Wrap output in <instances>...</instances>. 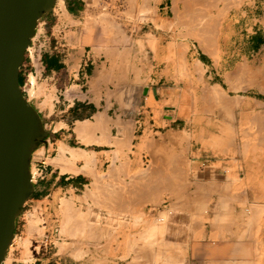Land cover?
<instances>
[{"label":"rangeland","instance_id":"374dc122","mask_svg":"<svg viewBox=\"0 0 264 264\" xmlns=\"http://www.w3.org/2000/svg\"><path fill=\"white\" fill-rule=\"evenodd\" d=\"M131 1L85 0V12L79 14L84 19L76 25L86 33L87 51L94 52L100 58L109 80L108 95L116 97L120 104V110L112 112V117H145L146 129L143 127L138 131L133 125L129 131L119 132L118 136L111 128L107 131L110 136L121 139V145L118 146L121 156L112 160V166L108 164L109 167L94 175L92 185L76 202L70 201L69 209L65 201H62L61 208L54 204L46 205L48 210L43 209L45 206L25 205L16 222L14 240L4 264H30L36 253L44 255L46 264H264V108L261 109V106L264 107V0H168L170 11L167 13L158 11L161 0ZM59 3L60 0L54 11L63 19L65 16L58 12ZM185 5L193 7L194 11L199 9L197 11L201 15L205 14L207 23L212 24L217 32L213 30L209 34H218L213 40L215 36L210 38L208 33L203 32L204 38H208L207 43H211L203 46L205 50L192 35V29L183 26V23L186 25L190 20V8L185 10ZM90 19L93 24L88 21ZM104 21H108V24ZM84 22H90V27L87 28L89 24ZM107 28H110V33H107ZM43 32L48 35L46 26L41 28L40 33ZM244 70L248 73L244 74ZM248 74H253L254 81ZM32 78H29L30 84ZM152 79L156 82L152 83ZM35 80L37 85L44 87L52 103L43 108L41 104L46 95L31 97L30 84L27 93H24L26 99L42 112L48 109L53 111V91L49 90L44 78ZM218 86L228 90L227 97L225 95L227 104L221 100L223 96L217 90ZM231 88L239 90L231 92ZM206 96L213 100L209 101ZM43 122L49 133L46 143L52 144L53 139H49L51 125L48 119ZM170 134L178 135L182 141L179 147L171 146ZM172 150L177 158L180 156L175 162L171 160L175 156ZM199 150L203 152L204 159L194 163L192 156ZM171 152L173 157H170ZM158 155L165 172H168L167 177L171 178L168 183L173 188L160 191V188L152 190L148 187L150 199L142 201L138 196L140 193L132 191L137 186L134 184L132 188L130 183L137 180L136 176L146 181L145 178L151 175L150 169L156 165L155 157L158 158ZM176 162L182 165L178 166ZM210 165L211 169L208 167ZM176 166L182 170L179 171ZM201 170L220 171L212 178L214 187L202 194L196 192L194 187L195 182L201 178ZM33 174H36V162L33 163ZM132 177L135 178L133 181L130 180ZM143 178L139 179L141 183L136 181L140 183L139 186L144 182ZM32 182L35 185L38 180L32 178ZM229 184L232 186L229 187ZM115 192H122L124 200L120 202L112 197ZM212 194L220 196L219 204L211 200ZM255 204L260 214L250 211ZM67 210H75L73 217ZM94 214H99L101 220ZM248 216L253 218L248 219ZM57 221L62 240L56 241V245L48 243L44 252L42 243L38 242L35 251V238L52 234V225ZM90 222L94 224L88 228ZM157 223L160 227L165 224L169 228L160 229ZM156 225L157 230H150L156 228ZM229 226V237L224 238ZM96 227H99L98 230ZM217 233L224 234L223 241L230 245L231 251L223 253L219 262H210L217 257L211 252L212 245L219 242ZM79 235L80 239L77 240ZM239 240L245 246L242 247V254L237 256L238 259L232 256ZM143 250H146L144 254ZM242 251L250 256L246 257Z\"/></svg>","mask_w":264,"mask_h":264},{"label":"crops","instance_id":"0c3cea01","mask_svg":"<svg viewBox=\"0 0 264 264\" xmlns=\"http://www.w3.org/2000/svg\"><path fill=\"white\" fill-rule=\"evenodd\" d=\"M61 1L64 2L67 16L62 19L53 10L50 14L46 15L42 19V22L45 23V26L47 27L48 36L52 40L51 50H48L43 55V66L45 67L43 78L44 82H46L48 85L49 90L53 91L54 108L53 111L48 109L42 112L35 107L39 111L43 120L48 119V122L52 128L49 139H53V143L48 144L45 140V143L41 144L40 148H38V150L33 154V163L36 162V166L41 168L43 176L34 185V194L26 203V205L34 204L37 206L39 205L40 207L45 206V208H43L44 210H48L46 205L50 206L51 204H54L58 207L63 205L62 200L67 201L68 204H70V201L76 202L77 198L80 197L81 194H83L93 183V174H95V172L97 173L99 170L109 167L108 164L112 163V159L121 156V154H119L120 149L118 147L119 143L121 145V139H119L120 142L115 146V143L112 139L114 136L112 135L110 137L109 132H106L105 134L99 133L100 129L101 131H103V129H107L108 131L109 129L107 127L109 126L112 132H117L116 136H118L120 129L123 128L121 132L126 131L125 127L127 126V130L133 127V125L138 131H140L143 127L146 129L145 117H137L135 115L132 118L112 117V112L115 113L116 111L120 110V104L118 103L116 97H110L108 95L109 87L107 85L108 79L105 69L101 65L100 58L94 52L87 51V46L85 44L86 33L84 29L79 28V26L74 24L77 22L81 23L84 19V17H79V14L85 12V0H60V2ZM60 4L61 3L57 4L58 9ZM158 11L160 13H167L170 11L168 0H161V2L158 4ZM106 31L107 33H110V28H107ZM24 68L25 69H22L20 74L21 87L27 84L29 79L30 64L27 59ZM33 79L35 80V77H33ZM155 82L156 81L152 79V83ZM34 86L35 88L39 86L43 87L42 85H37V83L36 85H32L33 88ZM41 106H44L43 108L49 107V104L46 103V98ZM97 118L100 120V122L109 121L110 123L107 122L106 124H108V126H104L105 128L103 129H98L95 126H92L91 129L95 128V131L93 129H89V133L93 131L97 132H93L92 134H83V138L85 139L80 138L79 134L77 133L79 124H84L86 122H91L94 124L97 123L95 122L98 120ZM117 121L120 122L122 126H124L117 127L116 125H119L115 124ZM104 122L103 124H105ZM97 139L104 143L108 141L110 144L108 142V144L105 143L106 145L104 143L101 144L99 141H97ZM91 141L93 143H91ZM117 141L118 140L115 142ZM64 146L67 147V149L69 148L70 151L73 150L77 151V153H88L89 157H91V153L92 155L94 153V165H87L85 159L81 157L75 160L72 159L71 152L66 153L67 159L66 162L64 160L66 163H64V165L59 160L60 152L58 151L59 148L61 149V147ZM115 155L117 157H115ZM192 158L194 163L201 162V160L204 159L203 152L200 150L194 152ZM54 159L57 160L53 161ZM49 160L51 161L49 162ZM68 160L71 162V164L70 162L67 163ZM52 161L55 163L52 164ZM56 161H60L62 166H60V163L59 165H56ZM208 167L210 169L212 168L211 165ZM64 169H67L66 172ZM77 170L80 171L78 172ZM83 171H85L86 174ZM218 171L201 170V178L195 182L194 186L196 192L199 193L200 191L202 194L205 192V190L213 187L214 180L212 178L214 174L218 173ZM90 174H92V176ZM211 200L216 201L215 203H218L220 197L212 194ZM212 204H214V202H212ZM61 207L62 206L59 208ZM49 222L51 223V221ZM57 223L58 221L56 224L52 225V234L45 236L48 240V243H54V245H56V241L62 240ZM228 230L229 228H226L227 233L225 236L221 233L218 234L220 238L217 240H219V242L213 244V250H211V252L215 253L217 257L216 260L213 259L210 262H219V259L221 260L223 258L221 256L223 253H228L231 251L230 245L224 243L223 241L224 238L229 237ZM222 236H224V238ZM45 237L35 238L37 242L35 241L34 245H36L38 242L42 243ZM44 249L46 248H42L43 252ZM202 251L203 250H201V252ZM13 264H19V262H14ZM30 264H46L44 255L41 256L36 253L34 260L31 261Z\"/></svg>","mask_w":264,"mask_h":264},{"label":"water","instance_id":"95a60500","mask_svg":"<svg viewBox=\"0 0 264 264\" xmlns=\"http://www.w3.org/2000/svg\"><path fill=\"white\" fill-rule=\"evenodd\" d=\"M57 0H0V264L16 222L34 194L33 154L49 137L39 111L26 99L20 74L39 22Z\"/></svg>","mask_w":264,"mask_h":264},{"label":"bare ground","instance_id":"6f19581e","mask_svg":"<svg viewBox=\"0 0 264 264\" xmlns=\"http://www.w3.org/2000/svg\"><path fill=\"white\" fill-rule=\"evenodd\" d=\"M130 1H131V0H130ZM135 1H136V0H135ZM143 1H144V0H143ZM184 1H185V0H184ZM133 2H134V1H133ZM148 2H149V1H148ZM194 2H195V1H194ZM194 2H193V3H194ZM60 3H61V4L59 5V9H58L59 11H58V12H59L60 15H62L63 17H64V16H67V11H66V8H65V5H64V2L61 1ZM131 3H132V1H131ZM184 3H185V2H184ZM200 3H201V2H200ZM91 4H92V3H91ZM189 4H190V2H189ZM201 4H202V3H201ZM229 4H230V3H229ZM88 5H90V4H88ZM134 5H135V3H134ZM193 5H194V4H193ZM185 6H186V5H185ZM188 6H189V5H188ZM188 6H186L185 10L188 9V8H190V7H188ZM190 6H191V5H190ZM141 7H142V6H141ZM147 7H148V6H147ZM139 9H140V8H139ZM139 9H138V10H139ZM141 9H142V8H141ZM175 9H176V8H175ZM192 9H193V7L190 8V10H189V12H188V14H189V19H190V20L188 19L189 22H188L186 25H184V23H183V26H185V28H186V27H187V28L190 27V28L192 29V32H191L192 35H194V36L196 37V39L198 40V43H199V45L201 46V48H202L203 50H205L203 46L207 43V39H208V38L205 39L206 37H205L204 34H206V33H208V34H209V33L212 34V32H214V31L216 32V30L214 29V26H213L212 24H208V23H207V21H206V18H207V17L204 16L205 14H204V15H203V14L201 15L200 11H197V10H199V9H197L196 11H194V10H192ZM200 9H201V8H200ZM185 10H184V11H185ZM191 10L193 11V13H192ZM203 10H204V9H203ZM154 11H155V10H154ZM175 11H176V10H175ZM185 12H186V11H185ZM198 12H199L200 14H199ZM130 13H131V12H130ZM202 13H204V12H202ZM142 14H144V13H142ZM177 14H178V13H177ZM188 14H187V12H186V15H188ZM128 15H129V14H128ZM139 15H140V14H139ZM175 15H176V14H175ZM184 15H185V14H184ZM216 15H218V14H216ZM220 15H221V14H220ZM137 16H138V15H137ZM179 16H180V15H179ZM207 16H208V15H207ZM174 17H175V16H174ZM182 17H183V16H182ZM210 17H211V16H210ZM139 18H140V17H139ZM151 19H152V18H151ZM139 20H140V19H139ZM188 20H187V21H188ZM86 21H87V20H86ZM88 21L91 22L92 20L90 19V20H88ZM102 21H103V20H102ZM141 21H142V20H141ZM184 21H186V20H184ZM184 21H183V22H184ZM40 22H42V21H40ZM90 22H87V24H89ZM104 22H105V21H104ZM73 23H74V22H73ZM77 23H78V22H77ZM84 23H85V22H84ZM91 23H92V22H91ZM91 23H90V24H91ZM105 23L108 24V21L105 22ZM109 23H110V20H109ZM180 23H181V22H180ZM39 24H40V23H39ZM75 24H76V23H75ZM85 24H86V23H85ZM87 24H86V25H87ZM90 24H89V26L87 25V28L90 27ZM92 24H93V23H92ZM94 24H95V23H94ZM111 24H113V23H111ZM171 25H173V24H171ZM112 26H113V25H112ZM117 26H118V25H117ZM38 27H39V25H38ZM87 28H86V29H87ZM185 28H184V30H185ZM37 29H38V28H37ZM195 30H198V31L200 30V31H199V32H196ZM213 30H214V31H213ZM187 31L189 32L188 29H187ZM194 32H195V33H194ZM203 32H204V34H203ZM216 33H217V32H216ZM216 33H215V34L213 33L214 35H210V34H209V35L211 36L210 38H212L213 36H215V38L213 37V40H215V39H216V36L218 35V34L216 35ZM203 35H204V36H203ZM206 36H207V35H206ZM204 37H205V38H204ZM207 37H208V36H207ZM107 40H108V42L110 41L108 38H107ZM194 40H195V39H194ZM194 40H193V41H194ZM108 42H107V43H108ZM113 42H114V41H113ZM121 42H122V41H121ZM121 42H120V43H121ZM212 42H213V41H212ZM208 43H210V42L208 41ZM208 43H207V44H208ZM114 44H116V43H114ZM210 45H211V43H210ZM207 46H208V45H207ZM197 47H198V46H197ZM212 47H213V46H212ZM198 49H199V48H198ZM93 50H94V49H93ZM97 50H98V49H97ZM106 50H107V49H106ZM113 51H114V50H113ZM116 51H117V50H116ZM180 51H181V49H180ZM105 52H106V51H105ZM107 52H108V51H107ZM119 52H120V51H119ZM210 54H211V53H210ZM215 55H216V54H215ZM215 55H214V56H215ZM108 56H109V55H108ZM118 56H119V54H118ZM184 56H185V55H184ZM214 58H215V57H214ZM113 60H115V58H114ZM214 60H215V59H214ZM196 64H197V63H196ZM199 64H200V66H203V63H202V62H199ZM182 65H183V64H182ZM193 68H195V66H194ZM113 69H114V68H113ZM109 70H111V69H109ZM111 71H112V70H111ZM244 71H245V70H244ZM102 73H103V72H102ZM243 73H244V72H243ZM243 73H242V74H243ZM246 73H248L247 70L245 71L244 74H246ZM182 74H183V73H182ZM232 75L235 76V74H232ZM249 75H250V77H252V80H253V79H254L253 74H248V76H249ZM108 76H109V75H108ZM238 76H239V75H238ZM243 76H244V75H243ZM246 76H247V75H246ZM248 76H247V77H248ZM188 77H189V76H188ZM199 77H200V76H199ZM226 77H227V76H226ZM228 77H229V76H228ZM101 78H103V77H101ZM231 78H232V76H231ZM32 79H33V78H32ZM105 79H106V77H105ZM236 79H238V78L236 77ZM245 79H246V78H245ZM136 80H137V79H136ZM246 80H248V79H246ZM250 80H251V79H250ZM32 81H33L32 83H33L34 85H36L35 80L33 79ZM108 81H109V80H108ZM198 81H199V80H198ZM243 81H244V80H243ZM253 81H254V80H253ZM256 81H257V80H256ZM256 81H255V82H256ZM241 82H242V81H241ZM249 82H250V81H249ZM251 82H252V81H251ZM262 82H263V81H262ZM120 83H121V82H120ZM133 83H134V82H133ZM236 83H237V81H236ZM33 84H32V85H33ZM100 84H101V83H100ZM232 84H233V83H232ZM238 84H239V83H238ZM253 84H254V82L252 83L251 86H253ZM261 84H262V83H261ZM244 85H245V84H244ZM230 86H231V84H230ZM230 86H228V87H230ZM239 86H240V84H239ZM239 86H238V87H239ZM91 87H92V86H91ZM99 87H100V86H99ZM235 87H237V86H235ZM247 87H248V86H247ZM262 87H263V85H262ZM37 88H38V89H37ZM37 88H35V86H34V88H33V87L31 88V90H30V95H31V97H33V96H42V95L45 94V92H44V90H45L44 87L39 86V87H37ZM106 88H107V87H106ZM96 89H98V88H96ZM121 89H122V88H121ZM205 90H206V89H205ZM217 90L220 91V92H221V95L223 96L222 99H221V100L223 101V103H224V104H225V103L227 104L228 99L225 98V95L227 94V91H228V90L225 91V90H224L223 88H221L220 86H218ZM238 90H239L238 88H237V89H236V88H231V89H230L231 92H232V91L235 92V91H238ZM97 91H98V90H97ZM263 91H264V89H263ZM117 92H118V91H117ZM98 93H99V92H98ZM119 93H120V92H119ZM45 95H46V94H45ZM104 95H105V94H104ZM203 96H204V95H203ZM206 97H207V96H206ZM206 97H205V98H206ZM208 97H209V96H208ZM208 97H207V99H208ZM226 97H227V95H226ZM236 97H238V96H236ZM45 98H46V103H47V104L52 103V101L50 102V100H51V97H50V96L46 95ZM209 98H210V97H209ZM240 98H241V97H240ZM215 99H216V98H215ZM215 99H214V100H215ZM233 99H234V97H233ZM235 99H237V98H235ZM108 100H109V99H108ZM208 100H209V99H208ZM210 100H213V99L211 98ZM210 100H209V101H210ZM219 100H220V99H219ZM221 100H220V101H221ZM206 101H207V100H206ZM206 101H205V102H206ZM222 101H221V104H222ZM233 101H234V100H233ZM212 102H214V101H212ZM218 102H219V101H218ZM237 102H238V101H237ZM237 102H236V103H237ZM206 103H207V102H206ZM224 104H223V105H224ZM210 105H211V104H210ZM207 106H208V105H207ZM262 108H264V107L261 106V109H262ZM205 109H206V108H205ZM232 109H233V108H232ZM246 109H247V108H246ZM244 110H245V109H244ZM206 111H207V110H206ZM226 111H227V110H226ZM203 112H204V111H203ZM227 112H228V111H227ZM257 112H258V111H257ZM102 113H103V112H102ZM205 113H206V112H205ZM208 113H209V112H208ZM250 113L252 114V112H250ZM105 114H106V113H105ZM261 114H262V113H261ZM100 116H101V115H100ZM226 116H227V115H226ZM254 116L256 117V115H254ZM228 117H229V116H228ZM263 117H264V116H263ZM207 118H208V117H207ZM250 118H251V117H250ZM259 118H260V117H259ZM97 119H98V118H97ZM105 119H106V118H105ZM262 119H263V118H262ZM98 120H99V119H98ZM98 120L95 121V122H97V123H94V124H96V125L92 124L91 122H86V123H84V124H82V123L79 124V126H78V128H77V133L79 134V137H80V138H83L85 134L89 133V129H91L92 126H93V127L95 126V127H97L98 129H100V128L103 129V128H105V127L108 126V124H106V123L109 122V121H107V122H104V121L100 122V120H99V122H98ZM103 120H104V119H103ZM103 122H104L105 124H103ZM109 123H110V122H109ZM124 123H126V122H124ZM113 124H114V123H113ZM115 124H119V125H116L117 127H118V126H121V127L124 126V125L122 126V124H121L120 122H118V121H117V123H115ZM129 124H130V123H129ZM129 124H128V125H129ZM125 125H126V124H125ZM131 125H132V124H131ZM104 126H105V127H104ZM232 127H233V126H232ZM107 128L110 130V127H107ZM127 128H128V126L125 127L126 132H127ZM92 129H93V128H92ZM92 129H91V130H92ZM94 129H95V128H94ZM94 129H93V130H94ZM125 129H124V130H125ZM96 130H97V129H96ZM121 130H123V128L120 129V131H119L120 133H121ZM131 130H132V129H131ZM251 130H252V129H251ZM94 131H95V130H94ZM94 131H93V132H94ZM128 131H129V130H128ZM248 131H249V130H248ZM93 132H90L89 134H92ZM96 132H97V131H96ZM96 132H94V133H96ZM103 132L106 133V132H107V129H103V131H101V129H100V132H99V133H103ZM122 132H123V131H122ZM124 132H125V131H124ZM105 133H103V134H105ZM120 133H119V134H120ZM83 134H84V135H83ZM89 134H88V135H89ZM107 134H108V133H107ZM116 134H117V133H116ZM93 135H94V134H93ZM170 135H171V136H169V137H171V139H169V138H168V139L170 140V143H172L171 146H173V147H177V146H178V147H179L180 144H182V141L180 140V138H178V135H176V134H174V136H172L173 134H170ZM182 135H183V134H182ZM124 136H126V135L124 134ZM85 137H86V136H85ZM108 137H109V136H108ZM110 137H111V136H110ZM110 137H109V138H110ZM86 138H88V137H86ZM83 139H85V138H83ZM106 139H108V138H106ZM112 139H113V138H112ZM112 139H111V140H112ZM115 139H116V138L114 137V139H113L114 141H113V142L115 143V146H116V144H118L120 141L118 140L119 142H118V141L115 142ZM125 139H126V138H125ZM81 140H82V139H81ZM116 140H117V139H116ZM260 140H261V139H260ZM84 141H85V140H84ZM97 141H99V140L97 139ZM103 141H104V139H103ZM109 141H110V140H109ZM82 142H83V141H82ZM95 142H96V141H95ZM99 142H100L101 144L104 143V142H101V141H99ZM107 142H108V141H107ZM107 142H105V143L108 144L109 142H108V143H107ZM91 143H93V142L91 141ZM105 143H104V144H105ZM114 143H112V144H114ZM144 143H145V142H144ZM170 143H169V144H170ZM94 144H95V143H94ZM106 144H105V145H106ZM109 144H110V143H109ZM118 145L120 146V143H119ZM187 145H188V144H187ZM187 145H186V146H187ZM245 145H246V144H245ZM154 146H155V144H154ZM181 146H182V145H181ZM155 147H156V146H155ZM245 147H246V146H245ZM171 148H172V147H171ZM59 149H60V148H59ZM59 149H58V151L60 152V154L58 153V154L60 155V157H59L60 159H59V160H60L61 163H63V164L66 162V159H67V157H66V153H67V152H71V154H72V159H74V160H75V159H79V158L81 157V158L85 159V162L87 163V165H91V164L94 165L93 163H95V162H94V158H93V155H95L94 153H93V155H92V153H91V157H89L88 153H85V152H84V153H77V151H73V150L70 151L69 148L67 149V147H65V146H64V147H61L60 150H59ZM122 149H123V148H122ZM175 149H176V148H175ZM175 149H173V150L175 151ZM235 149H236V148H235ZM75 150H76V149H75ZM77 150H78V149H77ZM173 150H172V152H173ZM178 150H179V149H178ZM186 150H187V149H186ZM162 151H163V150H162ZM179 151H180V150H179ZM181 151H184V150H181ZM181 151H180V152H181ZM244 151H245V150H244ZM81 152H83V151H81ZM111 152H112V151H111ZM121 152H122V151H121ZM172 152H171V154L169 153V154H170V157L172 156ZM245 152H246V151H245ZM176 153H177V152H176ZM77 154H78V155H77ZM115 154H116V153H115ZM167 154H168V153H167ZM178 154H181V153H178ZM178 154H177V155H178ZM227 154H228V153H227ZM163 155H164V154H163ZM173 155H175V152H173ZM182 155H183V154H182ZM182 155H181V156H182ZM65 157H66V158H65ZM115 157H117V156L115 155ZM163 157H164V156H163ZM172 157H173V156H172ZM178 157H179V158H177L176 155H175L171 160H172V161H174V160L177 161L176 159H180V156H178ZM182 157H183V156H182ZM182 157H181V159H182ZM70 158H71V156H70ZM155 158H156V159H155V164H156V165H155V166H152L153 168H151V169L149 168L150 171H151V175H150V177H149V178L146 177V178H145L146 181H144V178L142 177L144 182L142 183L141 186H139L140 183H141V182L139 181L140 178L137 177V176L135 175L136 178H137V180H138L140 183H139V182H136L137 180H134V182H131V183H130V184H132V188L134 187V186H133L134 184L137 186V187L135 186V187H136L135 189H134V188H133V189L131 188V189H132V191L134 190L135 193H137V194H138V192L140 193V195H138V196H139L141 199H143L142 201H147V200L150 199V197H149V193H147V189H148V187H150V189H152V190H157L158 188H160V189H159L160 191H161V189L163 190V189H166V188H169V189H170V188H173V185L168 183V181H169L171 178L169 179V177H167V176H168V175H167L168 172H167V173L165 172V168H164L163 165H162L163 162H161V160H162L161 157L158 155V158H157V156H156ZM168 159H169V157H168ZM168 159L164 160V163H165V161H167ZM55 160H57V159H54L53 161H55ZM62 160H63V161H62ZM64 160H65V162H64ZM112 160L114 161V159H112ZM171 160H170V161H171ZM50 161H51V160H49V162H50ZM53 161H52V164L55 163V162H53ZM60 161H59V162L56 161V165H57V164L59 165ZM170 161H168V163H169ZM172 161H171V162H172ZM175 161H174V162H175ZM182 161H183V160H182ZM47 162H48V161H47ZM57 162H58V163H57ZM69 162H70V161L68 160L67 163H69ZM156 162H157V163H156ZM178 162H179V160H178ZM178 162H176V164H177L178 166H180L181 163H178ZM61 163H60V164H61ZM120 163H121V162H120ZM182 163H183V162H182ZM50 164H51V163H50ZM65 164H66V163H65ZM65 164H64V165H65ZM70 164H71V162H70ZM70 164H68V165H70ZM113 164H114V163H113ZM121 164H122V163H121ZM170 164H171V163H170ZM172 164H174V163H172ZM224 164H225V163H224ZM54 165H55V164H54ZM110 165H111V164H110ZM174 165H175V164H174ZM181 165H182V164H181ZM60 166H62V164H61ZM73 166H74V163H73ZM111 166H112V165H111ZM138 166H139V165H138ZM150 166H151V165H150ZM169 166H170V165H169ZM169 166H168V167H169ZM178 166H176V167H178ZM82 167H83V166H82ZM82 167H81V168H82ZM84 167H85V166H84ZM123 167H124V166H123ZM148 167H149V166H148ZM63 168H64V167H63ZM70 168H71V167H70ZM113 168H114V167H113ZM170 168H171V166H170ZM71 169H72V168H71ZM75 169H76V168H75ZM75 169H74V171H75ZM120 169H121V168H120ZM172 169H173V168H172ZM178 169H179V171L182 170V168H179V167H178ZM180 169H181V170H180ZM66 170H67V169H66ZM66 170L64 169L65 172H66ZM115 170H116V169H115ZM115 170H114V171H115ZM147 170H148V169H147ZM147 170H146V171H147ZM60 171H61V170H60ZM77 171H78V170H77ZM79 171H80V170H79ZM79 171H78V172H79ZM93 171H94V170H93ZM109 171H110V170H109ZM150 171H149V172H150ZM168 171H169V170H168ZM176 171H177V169H176ZM179 171H178V172H179ZM68 172H69V171H68ZM83 172L85 173V171H83ZM112 172H113V170H112ZM147 172H148V171H147ZM171 172H172L171 174H173V170H172ZM92 173H94V172H92ZM107 173H109V172H107ZM107 173H105V174H107ZM110 173H111V171H110ZM174 173H175V172H174ZM75 174H76V173H75ZM85 174H86V173H85ZM87 174H88V173H87ZM95 174H96V172H95ZM95 174H93V178H94V175H95ZM149 174H150V173H149ZM88 175H89V174H88ZM90 175L92 176V174H90ZM96 175H97V174H96ZM115 175H116V174H115ZM132 175H133V174H132ZM147 175H148V174H147ZM180 175H181V174H180ZM111 176H112V175H111ZM169 176H171V175H169ZM172 176H174V175H172ZM175 176H176V174H175ZM175 176H174V177H175ZM178 176H179V175H178ZM182 176H183V175H182ZM101 177H102V176H101ZM104 177H105V176H104ZM144 177H145V176H144ZM174 177H172V180L174 179ZM183 177H184V176H183ZM33 178H34V177H33ZM98 178H99V177H98ZM114 178H115V177H114ZM130 178H131V177H130ZM133 178H134V177H132V179H130V180L133 181ZM138 178H139V179H138ZM142 178H141V179H142ZM176 178H177V176H176ZM119 179H120V178H119ZM134 179H135V178H134ZM141 179H140V180H141ZM99 180H100V179H99ZM114 180H115V179H114ZM176 180H177V179H176ZM181 181H182V180H181ZM135 182H136L137 184H136ZM151 182H152V183H151ZM94 183H95V182H94ZM97 183H98V182H97ZM125 183H126V182H125ZM155 183H156V184H155ZM170 183H171V182H170ZM172 183H173V181H172ZM90 184H91V183H90ZM173 184H174V183H173ZM91 185H92V184H91ZM99 185H100V183H99ZM104 185H105V184H104ZM96 186H97V185H96ZM96 186H94V188H95ZM106 186H107V185H106ZM106 186H105V187H106ZM209 186H210V185H209ZM230 186H232V185L229 184V187H230ZM105 187H104V188H105ZM108 187H109V186H108ZM121 187H122V186H121ZM153 187H154L155 189H154ZM213 187H214V186H213ZM99 188H100V187H99ZM109 188H110V187H109ZM119 188H120V187H119ZM156 188H157V189H156ZM100 189H101V188H100ZM122 189H123V188H122ZM214 189H215V188H214ZM228 189H229V188H228ZM96 190H98V188H97ZM102 190H103V189H102ZM114 190H116V189H114ZM167 190H168V189H167ZM172 190H173V189H172ZM210 190H211V189H210ZM252 190H253V189H252ZM106 191H107V190H106ZM121 191H122V190H121ZM136 191H137V192H136ZM215 191H216V190H215ZM217 191H219V190H217ZM225 191H226V190H225ZM85 192H86V191H85ZM126 192H127V191H126ZM126 192H125V193H126ZM129 192H130V191H129ZM157 192H158V191H157ZM164 192H165V191H164ZM226 192H227V191H226ZM93 193H94V192H93ZM102 193H103V192H102ZM121 193H122V192H121ZM121 193H119V194H120V195H119L118 193L115 192V193H113V196H112V197H114L115 199L120 200V202H121L122 199H123ZM125 193H124V194H125ZM161 193H162V192H161ZM254 193H255V192H254ZM263 193H264V192H263ZM85 194H86V193H85ZM91 194H92V193H91ZM98 194H99V193H98ZM105 194H106V193H105ZM129 194H132V193L130 192ZM162 194H163V193H162ZM200 194H201V193H200ZM209 194H210V193H209ZM94 195H95V194H94ZM109 195H111V194H109ZM153 195H154V194H153ZM153 195H152V198H154ZM155 195H156V194H155ZM160 195H161V194H160ZM237 195H238V194H237ZM249 195H250V194H249ZM252 195H253V194H252ZM254 195H255V194H254ZM90 196H91V195H89V197H90ZM106 196H107V195H106ZM187 196H188V194H187ZM193 196H194V195H193ZM233 196H234V195H233ZM239 196H240V195H239ZM96 197H97V196H96ZM99 197H100V196H99ZM126 197H127V196H126ZM128 197H129V196H128ZM157 197H158V196H157ZM203 197H204V196H203ZM217 197H218V196H217ZM219 197H220V196H219ZM223 197H224V196H223ZM252 197H253V196H252ZM259 197H261V195H260ZM82 198H83V197H82ZM129 198H130V197H129ZM155 198H156V197H155ZM187 198H188V197H187ZM197 198H198V197H197ZM83 199H85V198H83ZM90 199H91V198H90ZM90 199H89V200H90ZM110 199H111V198H110ZM125 199H126V198H125ZM137 199H138V198H137ZM184 199H185V198H184ZM228 199H229V198H228ZM249 199H250V198H249ZM253 199H254V198H253ZM256 199H257V198H256ZM60 200H62V199H60ZM79 200H80V199H79ZM92 200H94V199H92ZM111 200H112V199H111ZM111 200H110V203H112ZM123 200H124V199H123ZM128 200H129V199H128ZM130 200H131V199H130ZM207 200H208V199H207ZM246 200H247V199H246ZM260 200H261V199H260ZM62 201H63V200H62ZM86 201H87V200H86ZM108 201H109V200H108ZM112 201H113V200H112ZM154 201H155V200H154ZM175 201H176V200H175ZM230 201H231V200H230ZM248 201H250V200H248ZM248 201H247V202H248ZM251 201H252V200H251ZM254 201H255V200H254ZM65 202H67V201H65ZM101 202H102V201H101ZM118 202H119V201H118ZM194 202H195V201H194ZM205 202H206V201H205ZM260 202H262V201H260ZM260 202H259V203H260ZM62 203H63V202H62ZM85 203H87V202H85ZM98 203H99V202H98ZM128 203H129V202H128ZM192 203H193V202H192ZM255 203H256V202H255ZM122 204H124V203H122ZM131 204H132V203H131ZM249 204H252V203H249ZM257 204H258V199H257ZM260 204H261V203H260ZM64 205L67 206V204H64ZM68 205H69V204H68ZM71 205H72V204H71ZM88 205H89V204H88ZM263 205H264V204H263ZM60 206H62V205H60ZM60 206H59V207H60ZM66 206H65V207H66ZM103 206H104V205H103ZM113 206H114V204H113ZM119 206H121V205H119ZM68 207H70V205L67 206V208H68ZM251 207H252V206H251ZM257 207H258V205L255 204L254 207H252V208L250 209V211H251V212H254V213L257 214V213H258V210H259V209H258L259 207H258V208H257ZM71 208H73V206H72ZM125 208H126V207H125ZM129 208H130V207H129ZM172 208H173V207H172ZM174 208H175V207H174ZM249 208H250V206H249ZM261 208H262V207H261ZM63 209H64V207H63ZM68 209H69V208H68ZM205 209H206V208H205ZM224 209H225V208H224ZM33 210H34V209H33ZM70 210H71V209H70ZM72 210H73V209H72ZM246 210H248V212L250 213L249 209H246ZM263 210H264V209H263ZM61 211H62V210H61ZM63 211L65 212V210H63ZM67 211H69V210H67ZM77 211H78V210H77ZM116 211H117V210H116ZM69 212H71V211H69ZM69 212H67V213L69 214ZM73 212H75V210H74ZM73 212H71L70 215H72ZM79 212H80V211H79ZM120 212H121V211H120ZM259 212H260V211H259ZM171 213H172V212H171ZM246 213H247V211H246ZM263 213H264V212H263ZM35 214H36V213H35ZM65 214H66V213H65ZM74 214L76 215V213H74ZM91 214H92V213H91ZM125 214H126V213H125ZM256 214H255V215H256ZM258 214H260V213H258ZM33 215H34V214H33ZM66 215H67V214H66ZM66 215H65V216H66ZM75 215H74V216H75ZM94 215H97V214H94ZM94 215H92V216H94ZM98 215H99V214H98ZM98 215H97V216H98ZM109 216H110V215H109ZM71 217H73V215H72ZM165 217H166V216H165ZM250 217L253 218L252 216H250ZM250 217L248 216V219H249ZM260 217H261V216H260ZM67 218H70V216L67 217ZM98 218H99V216H98ZM104 218H105V217H104ZM189 218H190V217H189ZM73 219H74V218H73ZM99 219H100V218H99ZM224 219H225V218H224ZM224 219H223V220H224ZM63 220H64V219H63ZM69 220L71 221V219H69ZM100 220H101V219H100ZM104 220H105V219H104ZM111 220H112V218H111ZM122 220H123V219H122ZM190 220H191V219H190ZM72 221H73V220H72ZM78 221H79V220H78ZM156 221L158 222L159 220L156 219ZM156 221H155V222H156ZM250 221H251V220H250ZM252 221H253V219H252ZM109 222H110V221H109ZM112 222H113V221H112ZM121 222H122V221H121ZM159 222H160V221H159ZM159 222H158V223H159ZM165 222H166V221H165ZM84 223H85V222H83L82 224L84 225ZM87 223H88V221H87ZM98 223H99V222H98ZM98 223H95V224H98ZM158 223H157V224H158ZM221 223H222V222H221ZM224 223H225V222H224ZM80 224H81V223H80ZM93 224H94V223H91V222H90V225L87 226V227L90 228V226L92 227ZM112 224H113V223H112ZM123 224H124V223H123ZM159 224H160V223H159ZM159 224H158V226L160 227L161 224H160V225H159ZM191 224H192V223H191ZM219 224H220V223H219ZM76 225H77V224H76ZM87 225H88V224H87ZM199 225H200V224H199ZM70 226H71V225H70ZM72 226L74 227L73 224H72ZM104 226H105V225H104ZM111 226H112V225H111ZM154 226H155V223H154ZM166 226H167V225L164 224V225L161 226V227H162V228H164V227H165V228H169V226H167V227H166ZM212 226H213V225H212ZM212 226H211V227H212ZM217 226H218V225H217ZM221 226H222V225L220 224V228H221ZM226 226H228V225H226ZM253 226H254V225H253ZM62 227H63V226H62ZM62 227H61V228H62ZM65 227H66V226H65ZM152 227H153V226H152ZM161 227H160V229H161ZM200 227H201V226H200ZM214 227H215V226H214ZM224 227H225V226H224ZM96 228H97V230H98L99 227H96ZM105 228H106V227H105ZM105 228H104V229H105ZM157 228H158V227H157V225H156V228H152V229H150V230H154V231H155V230H157ZM230 228H231V226H229V229H230ZM39 229H40V228H39ZM78 229H79V228H78ZM80 229H83V228H80ZM109 229H110V228H109ZM214 229H215V228H214ZM218 229H219V228H218ZM62 230H63V229H62ZM60 231H61V229H60ZM63 231H64V230H63ZM87 231H88V229H87ZM87 231H86V232H87ZM146 231H147V230H146ZM228 231L230 232V230H228ZM244 231H245V230H244ZM249 231H250V230H249ZM79 232H80V231H79ZM97 232H98V231H97ZM105 232H106V231H105ZM105 232H104V234H105ZM158 232H159V230H158ZM217 232H218V231H217ZM257 232H258V231H257ZM61 233H62V232H61ZM63 233H64V232H63ZM68 233H69V232H68ZM70 233H71V231H70ZM172 233H173V232H172ZM183 233H184V232H183ZM226 233H227V232H226ZM64 234H65V233H64ZM71 234H73V233H71ZM83 234H84V233H83ZM93 234H94V233H93ZM148 234H149V233H148ZM217 234H218V233H217ZM231 234H232V233H231ZM253 234H255V233L253 232ZM77 235H78V234H77ZM90 235H91V233H90ZM90 235H89V236H90ZM179 235H180V234H179ZM72 236H73V235H72ZM100 236H101V235H100ZM106 236H107V235H106ZM247 236H248V235H247ZM73 237H74V236H73ZM77 237H78V236H77ZM93 237H95V236H93ZM217 237H218V236H217ZM244 238L246 239V237H244ZM73 239H74V238H73ZM78 239H80V235H79V238H77V240H78ZM82 239H84V238H82ZM82 239H81V240H82ZM88 239H89V238H88ZM97 239H98V238H97ZM99 239H100V237H99ZM242 239H243V237H242ZM247 239H248V238H247ZM247 239H246V240H247ZM251 239H252V238H251ZM222 240H223V239H222ZM222 240H221V241H222ZM242 241H243V240H242ZM28 242H29V241H28ZM163 242H164V240H163ZM196 242H197V241H196ZM255 242H256V241H255ZM242 243H243V242H242ZM247 243H248V242L246 241V245H247ZM57 244H58V243H57ZM74 244H75V243H74ZM78 244H79V243H77V245H78ZM88 244H89V243H88ZM155 244H156V243H155ZM236 244H237V243H236ZM244 244H245V243H244ZM249 244H250V242H249ZM59 245H60V244H59ZM89 245H90V244H89ZM137 245H138V244H137ZM68 246H69V245H68ZM98 246H99V245H98ZM147 246H148V245H147ZM243 246H245V245L241 244V241L239 240V243H238L237 245L234 246L235 249L233 248V249H234V250H233L234 253H233V256H232V257L238 258L237 256H239V254H242V253H241V250H242V247H243ZM251 246H253V245H251ZM25 247H26V246H25ZM61 247H62V246H61ZM61 247H60V248H61ZM133 248H134V247H133ZM137 248H138V247H137ZM147 248H148V247H147ZM147 248H146V249H147ZM244 248H245V249H248L247 247H244ZM251 249H252V248H251ZM251 249H250V250H251ZM62 250H63V249H62ZM147 250H148V249H147ZM248 250H249V249H248ZM144 251H146V250H143V254H144ZM149 251H150V249H149ZM245 251L247 252V250H245ZM137 252H138V251H137ZM242 252H244V251H242ZM253 252H254V251H253ZM25 253H26V252H25ZM29 253H30V252H29ZM145 253H146V252H145ZM147 253H148V252H147ZM158 253H159V252H158ZM135 254H136V253H135ZM137 254H138V253H137ZM244 254H245V252H244ZM248 254H249V252H248ZM25 255H26V254H25ZM148 255H149V254H148ZM151 255H152V253H151ZM256 255H257V254H256ZM29 256H30V255H29ZM71 256H72V255H71ZM74 256H75V255H74ZM76 256H77V255H76ZM82 256H83V255H82ZM154 256H155V255H154ZM245 256H246V254H245ZM248 256H250V254H249ZM248 256H246V257H248ZM134 257H135V256H134ZM170 257H171V256H170ZM125 258H126V257H125ZM132 258H133V257H132ZM135 258H136V257H135ZM148 258H149V256H148ZM235 258H233L232 260H234ZM257 258H258V257H257ZM150 259H151V258H150ZM238 259H239V258H238ZM240 259H241V258H240ZM141 261H142V260H141ZM148 261H149V260H148ZM228 261H229V259H228ZM240 261H241V260H240ZM245 261H246V259H245ZM259 261H260V260H259ZM142 262H143V261H142ZM229 262H232V261H229ZM128 263H129V262H128ZM259 263H260V262H259ZM140 264H141V263H140ZM227 264H231V263H227ZM232 264H233V262H232ZM234 264H235V262H234ZM240 264H242V263H240ZM245 264H246V263H245Z\"/></svg>","mask_w":264,"mask_h":264},{"label":"built area","instance_id":"2783aa9c","mask_svg":"<svg viewBox=\"0 0 264 264\" xmlns=\"http://www.w3.org/2000/svg\"><path fill=\"white\" fill-rule=\"evenodd\" d=\"M39 27L36 31L35 37L32 39L31 46L27 49L26 53V59L28 60L30 64V72H29V78L30 76H33L38 79H42L44 77L45 73V67L43 66V55L52 48V40L51 38L46 34V32L40 33L41 28L45 26V23L39 22ZM25 65H23V68ZM30 84V81L28 79L27 84H25L22 88L23 93H27V87ZM32 85V84H30ZM32 178L39 180L43 176V172L39 166H36V174H33V163H32ZM37 244L34 247V250L37 249ZM48 247V240L47 238H44V241L42 242L41 248Z\"/></svg>","mask_w":264,"mask_h":264},{"label":"trees","instance_id":"16d2710c","mask_svg":"<svg viewBox=\"0 0 264 264\" xmlns=\"http://www.w3.org/2000/svg\"><path fill=\"white\" fill-rule=\"evenodd\" d=\"M259 39V38H258Z\"/></svg>","mask_w":264,"mask_h":264}]
</instances>
